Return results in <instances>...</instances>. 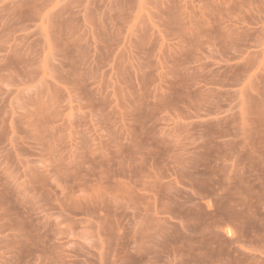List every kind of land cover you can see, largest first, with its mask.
Wrapping results in <instances>:
<instances>
[{
    "label": "rangeland",
    "instance_id": "obj_1",
    "mask_svg": "<svg viewBox=\"0 0 264 264\" xmlns=\"http://www.w3.org/2000/svg\"><path fill=\"white\" fill-rule=\"evenodd\" d=\"M0 264H264V0H0Z\"/></svg>",
    "mask_w": 264,
    "mask_h": 264
}]
</instances>
